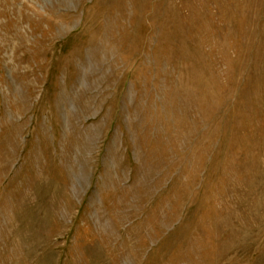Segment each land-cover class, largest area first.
<instances>
[{
  "label": "rangeland",
  "instance_id": "1",
  "mask_svg": "<svg viewBox=\"0 0 264 264\" xmlns=\"http://www.w3.org/2000/svg\"><path fill=\"white\" fill-rule=\"evenodd\" d=\"M0 264H264V0H0Z\"/></svg>",
  "mask_w": 264,
  "mask_h": 264
}]
</instances>
